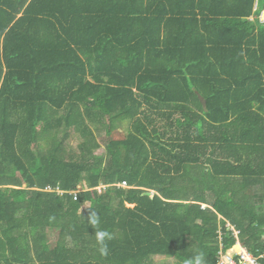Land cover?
I'll use <instances>...</instances> for the list:
<instances>
[{
    "label": "trees",
    "instance_id": "obj_1",
    "mask_svg": "<svg viewBox=\"0 0 264 264\" xmlns=\"http://www.w3.org/2000/svg\"><path fill=\"white\" fill-rule=\"evenodd\" d=\"M262 10L0 0V264H224L234 231L264 264ZM89 124L107 126L104 165L86 159ZM73 133L78 159L62 144Z\"/></svg>",
    "mask_w": 264,
    "mask_h": 264
},
{
    "label": "rangeland",
    "instance_id": "obj_2",
    "mask_svg": "<svg viewBox=\"0 0 264 264\" xmlns=\"http://www.w3.org/2000/svg\"><path fill=\"white\" fill-rule=\"evenodd\" d=\"M261 17L264 18V11L261 13ZM176 116H178V113L176 114ZM159 123H164V121L161 120ZM114 124H115V128L121 132H127L129 129V125H130L128 122H124V121L121 122L118 120ZM89 126L91 127V129L93 131V136H94L96 142L99 144V146L97 148H95V150L93 151V154L90 157H89V155L86 154V159L90 160L94 157L101 158L102 163L104 165V164L109 162V152L106 149V145H107L108 139H109V135L106 132L107 126L102 127L100 129H96V127H95L96 125H93V124H89ZM58 137H60V136H58ZM82 140H83V137L80 134L73 133V134H70L68 136V138H66L63 141L62 144H63V147L65 149L66 158H69V159L80 158L81 151H80L79 145L82 142ZM43 150H45V149L43 148ZM24 186H25V184H22V187H24ZM263 192H264V190H263ZM53 234H52V236H53ZM163 261H165L163 259V257H156L154 259V264H165ZM233 262L236 263L235 260ZM170 264H172V263H170Z\"/></svg>",
    "mask_w": 264,
    "mask_h": 264
},
{
    "label": "clouds",
    "instance_id": "obj_3",
    "mask_svg": "<svg viewBox=\"0 0 264 264\" xmlns=\"http://www.w3.org/2000/svg\"><path fill=\"white\" fill-rule=\"evenodd\" d=\"M89 222L92 225H97L99 223V220L94 213L90 216ZM97 237H98V242L101 244V252L102 254L106 255L107 254L106 240L110 239V236L106 232H99L97 233ZM196 264H202V256H197Z\"/></svg>",
    "mask_w": 264,
    "mask_h": 264
},
{
    "label": "crops",
    "instance_id": "obj_4",
    "mask_svg": "<svg viewBox=\"0 0 264 264\" xmlns=\"http://www.w3.org/2000/svg\"><path fill=\"white\" fill-rule=\"evenodd\" d=\"M264 10H262V12H263ZM260 19L261 20H263L264 18H262L261 17V14H260ZM264 190V189H263ZM262 190V191H263ZM257 191V193H259V194H261V188L260 187H258V189L256 190ZM152 194L154 193V191L153 190H151L150 191ZM205 197H206V199H207V202L208 203H210L211 202V200H212V196H211V194H210V192H206V194H205ZM203 206H205L206 204H202ZM208 205V204H207ZM209 206V205H208ZM228 225V224H227ZM232 228V227H231ZM234 233V236L236 237V240H235V243L234 244H238V245H240L241 246V248H243L244 249V251L248 254V255H250L248 252H247V250L239 243V241H238V239H237V231H234L233 232ZM233 244V245H234ZM230 248V247H229ZM229 248H227L226 250H225V252L224 253H222L223 255H222V257H221V262L222 263H224V264H227L228 262H227V260L228 259H231L232 258V260L234 261V256H236V255H238V256H240V254L241 253H233L231 256H228L227 255V250L229 249ZM226 256V257H225ZM251 256V255H250ZM236 262V261H235ZM235 264H237V263H235Z\"/></svg>",
    "mask_w": 264,
    "mask_h": 264
},
{
    "label": "built area",
    "instance_id": "obj_5",
    "mask_svg": "<svg viewBox=\"0 0 264 264\" xmlns=\"http://www.w3.org/2000/svg\"><path fill=\"white\" fill-rule=\"evenodd\" d=\"M118 185L126 186V182H125V181H122V182L119 183ZM58 191H61V190L58 189ZM77 192H78L77 190L72 191V193H73V198H74V199L76 198V193H77ZM240 259H241L242 261H244V262H248V263H250V264H256L254 258H252L250 255H248L245 251H244L243 253L240 254ZM227 262H228L227 264H235V263L233 262L232 258H231V259H228Z\"/></svg>",
    "mask_w": 264,
    "mask_h": 264
},
{
    "label": "water",
    "instance_id": "obj_6",
    "mask_svg": "<svg viewBox=\"0 0 264 264\" xmlns=\"http://www.w3.org/2000/svg\"><path fill=\"white\" fill-rule=\"evenodd\" d=\"M198 98L204 108V110H206V100L204 99V97H202L201 95L198 94ZM78 189H80V186H77ZM148 195H152V193L150 191L146 192Z\"/></svg>",
    "mask_w": 264,
    "mask_h": 264
},
{
    "label": "bare ground",
    "instance_id": "obj_7",
    "mask_svg": "<svg viewBox=\"0 0 264 264\" xmlns=\"http://www.w3.org/2000/svg\"><path fill=\"white\" fill-rule=\"evenodd\" d=\"M233 251H234V253H243V252H244V249L241 248V246L237 244V245L234 247ZM227 255H228V256H231V255H229V254H227ZM225 257H226V256H225Z\"/></svg>",
    "mask_w": 264,
    "mask_h": 264
}]
</instances>
